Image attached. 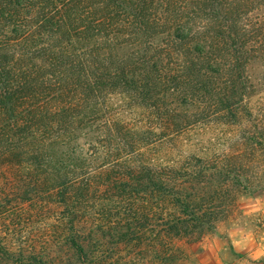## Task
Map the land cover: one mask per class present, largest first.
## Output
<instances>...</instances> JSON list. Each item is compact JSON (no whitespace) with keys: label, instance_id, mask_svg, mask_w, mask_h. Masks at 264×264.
<instances>
[{"label":"trees","instance_id":"obj_1","mask_svg":"<svg viewBox=\"0 0 264 264\" xmlns=\"http://www.w3.org/2000/svg\"><path fill=\"white\" fill-rule=\"evenodd\" d=\"M263 61L264 0H0V264H178L264 189Z\"/></svg>","mask_w":264,"mask_h":264},{"label":"rangeland","instance_id":"obj_2","mask_svg":"<svg viewBox=\"0 0 264 264\" xmlns=\"http://www.w3.org/2000/svg\"><path fill=\"white\" fill-rule=\"evenodd\" d=\"M249 73L255 84L251 104L256 109L264 101V61L253 64ZM223 130L217 126L195 127L170 143V155L194 149L195 144L207 142ZM37 230L33 229V237L39 234ZM177 245L183 253L178 264H264V189L241 194L229 217L202 241L178 240Z\"/></svg>","mask_w":264,"mask_h":264}]
</instances>
